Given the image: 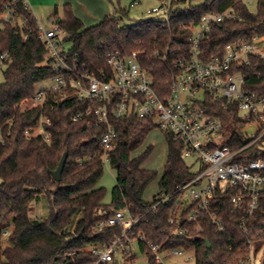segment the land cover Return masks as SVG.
Segmentation results:
<instances>
[{"label": "trees", "instance_id": "trees-1", "mask_svg": "<svg viewBox=\"0 0 264 264\" xmlns=\"http://www.w3.org/2000/svg\"><path fill=\"white\" fill-rule=\"evenodd\" d=\"M11 1L0 0V55H8L0 66V227H11L9 244L0 246V264H92L96 257L85 248L104 246L119 235L121 225H108L106 221L116 211L126 209L141 215L132 229L135 234L163 246L192 248L193 264H237L239 257L249 256V242L257 241L255 226L250 225L249 233L244 234L239 227L241 213L233 210L226 196L217 195L212 202V209L223 218L222 230H217L207 215L200 214L196 221H185L186 231L179 235L174 233L177 224L169 221L168 212L148 211L156 196L172 193L197 171L186 162L182 141L164 131L167 150L159 190L150 200L144 198L146 187L157 175L142 168L152 146L136 156L132 152L155 127L152 119L124 117L110 121L115 136L107 162L115 170V182L109 201H104L106 190L96 184L103 172L98 138L105 126L73 121L72 113L84 108L87 101L61 99L58 92L48 93L43 105L31 104L37 83L50 78L52 70L38 36L37 19L23 0ZM255 2V10L250 11L246 0H178L168 20L149 18L121 25L117 17L108 15L88 27L66 3L62 18H55V7L48 20L55 19L64 31L63 42H71L66 48L70 56L95 74L109 69L108 53L136 52L139 65L152 77L154 90L164 97L168 92L166 81L174 74L178 60L190 58L191 26L203 14L226 10L235 14L212 23L208 37L200 42L203 59L220 56L224 45L238 37L259 36L264 40V0ZM8 3L15 14L5 21L1 15ZM19 19L23 25L17 24ZM230 72L244 76L242 87L249 94L264 96V57L251 54L246 63L233 66ZM204 105L209 114L220 118L228 134L224 143L237 148L250 139L241 131L246 120L236 104L214 102L207 94ZM41 117L48 120L42 126L48 139L33 131ZM64 152L65 165L60 179L55 180L50 171ZM257 156H264V134L243 155L247 160ZM41 196L46 197L47 213L32 217V204ZM138 247L147 264H159L143 242L138 241Z\"/></svg>", "mask_w": 264, "mask_h": 264}, {"label": "built area", "instance_id": "built-area-1", "mask_svg": "<svg viewBox=\"0 0 264 264\" xmlns=\"http://www.w3.org/2000/svg\"><path fill=\"white\" fill-rule=\"evenodd\" d=\"M139 1L130 0V5L134 6ZM158 1V5L147 13L164 15L163 20H168L178 0ZM14 2L16 0L10 3ZM23 2L34 16L28 0ZM182 11L187 12L188 9ZM14 14L8 3L1 18L9 21ZM224 17L232 18L235 14L228 10L205 13L198 23L191 26L190 58L178 60L174 74L166 81L168 92L164 97L154 90L152 77L139 65L136 52L129 55L108 53L106 63L109 69L95 74L70 56L63 46L64 31L55 19L48 20L45 26L36 18L38 36L46 50L52 75L51 85L37 88L31 104L43 105L50 92L64 93L61 99L87 101L84 108L72 113L71 119L105 126L98 138L103 161H107L108 151L113 147L115 130L110 122L112 119H152L155 127L182 141L184 157H194L198 167L195 175L172 193L163 192L156 196L148 211L154 214L168 212L169 221L177 224L174 233L179 235L186 231L184 222L196 221L200 214L207 215L217 230H222L223 218L212 209V202L217 195H223L233 210L241 213L239 227L244 234L249 233L250 225L255 226L254 236L260 241L264 240V156L247 160L243 155L264 134V96L249 94L242 87L244 76L230 71L233 66L246 63L251 54L264 57V40L259 36L238 37L224 45L220 56L203 59L199 55L200 42L208 37L212 23L220 22ZM17 24L23 25L24 21L19 19ZM198 24L201 29H196ZM15 26L13 22L12 27ZM7 58L6 53L0 55V66ZM207 94L214 102L236 104L241 117L246 120L241 131L250 137L248 141L237 148L224 143L228 134L224 133L220 118L206 111L204 101ZM47 122L41 117L33 129L34 133H42L48 139V133L42 127ZM251 125L255 130L248 133L245 128ZM25 132L29 134L28 130ZM183 206L186 212L181 210ZM140 220L141 215H133L128 209L110 216L106 224H120V234L104 246L89 245L85 248L96 257L92 264H110L113 261L121 264L116 255L120 256L122 264L131 263L129 257L135 241L143 242L159 264H167L164 258L174 256H182L185 264L195 262L192 248L163 246L149 242L143 234H135L132 229ZM10 228V225L1 226L0 237H7ZM248 258L239 257L237 264H249Z\"/></svg>", "mask_w": 264, "mask_h": 264}, {"label": "rangeland", "instance_id": "rangeland-1", "mask_svg": "<svg viewBox=\"0 0 264 264\" xmlns=\"http://www.w3.org/2000/svg\"><path fill=\"white\" fill-rule=\"evenodd\" d=\"M31 0H28V3ZM45 1V0H44ZM70 4L71 10L74 15L78 17L85 27L95 25L99 23L105 16H115L122 24H132L138 20L143 19H164V15H155L153 13H147L151 7L158 5V0H140L136 5L131 6L130 0H46L42 4L33 5L30 2L31 9L34 16L45 26L48 25V16L54 12L56 7L55 18H62L64 4ZM248 8L250 11H254L256 8L255 0H246ZM122 10L126 12L125 16H122ZM122 16V18H120ZM196 29H201V25L198 24ZM260 43H263L262 41ZM63 46L69 48L71 46L70 41H64ZM3 80L2 70L0 69V82ZM51 85V79L46 78L39 81L36 85L37 88H45ZM58 96L63 98L64 93L58 92ZM201 97V95H198ZM36 129V128H35ZM245 130L251 133L255 130V126H247ZM152 146V150L147 158L142 162V168L153 170L157 172L156 177L148 184L144 191V198L150 200L153 195H155L158 188V180L162 174L167 145L164 137V132L157 127L151 129L143 144L132 152L133 156L139 155L147 146ZM188 164H191L192 170H196L198 163L194 157H185ZM115 182V170L109 165L107 161H103V172L98 180L96 186L104 187L106 190L104 201L108 202L110 199V189ZM33 209L31 211V216H44L47 213V200L45 196H41L40 199L32 204ZM185 206V205H184ZM182 207V211L185 207ZM9 241L7 237H0V246L8 245ZM249 264H264V240L253 241L249 247ZM132 255L134 259L129 264H147L144 254L140 251L138 247V242L135 241L132 247ZM122 264V260L119 255H116ZM164 261L167 264H185L182 262V256L165 257ZM191 264V263H186Z\"/></svg>", "mask_w": 264, "mask_h": 264}, {"label": "water", "instance_id": "water-1", "mask_svg": "<svg viewBox=\"0 0 264 264\" xmlns=\"http://www.w3.org/2000/svg\"><path fill=\"white\" fill-rule=\"evenodd\" d=\"M66 157H67V153L64 152L56 166L55 169L51 170L50 173L52 175V177L55 179V180H59L60 177H61V173L63 171V168H64V165H65V161H66ZM205 243H206V246L209 247V242L208 240H205ZM116 263V262H115Z\"/></svg>", "mask_w": 264, "mask_h": 264}, {"label": "crops", "instance_id": "crops-1", "mask_svg": "<svg viewBox=\"0 0 264 264\" xmlns=\"http://www.w3.org/2000/svg\"><path fill=\"white\" fill-rule=\"evenodd\" d=\"M31 2V4H33V5H38V4H42L43 2H46V0L44 1V0H31L30 1ZM30 2H29V5H30ZM31 7V6H30ZM33 9V8H32ZM132 261V260H131Z\"/></svg>", "mask_w": 264, "mask_h": 264}]
</instances>
